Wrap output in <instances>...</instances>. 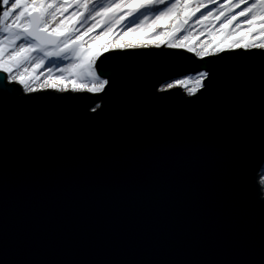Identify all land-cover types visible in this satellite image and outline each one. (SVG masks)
<instances>
[{"label":"water","instance_id":"1","mask_svg":"<svg viewBox=\"0 0 264 264\" xmlns=\"http://www.w3.org/2000/svg\"><path fill=\"white\" fill-rule=\"evenodd\" d=\"M101 60L102 94L0 82V264H264V51Z\"/></svg>","mask_w":264,"mask_h":264},{"label":"snow or ice","instance_id":"2","mask_svg":"<svg viewBox=\"0 0 264 264\" xmlns=\"http://www.w3.org/2000/svg\"><path fill=\"white\" fill-rule=\"evenodd\" d=\"M196 25L200 36L211 38L199 50L196 38L185 35V26ZM262 37L264 0H107V6L102 0H0V82L28 95L37 87L68 91L69 83L73 93L102 94L111 81L100 70L101 57L110 50L164 47L207 58L226 49L264 51ZM69 55L70 65L63 63ZM90 75L95 83L86 85L83 78ZM208 79L209 71H199L167 80L158 91L194 81L186 94L195 96Z\"/></svg>","mask_w":264,"mask_h":264},{"label":"rangeland","instance_id":"3","mask_svg":"<svg viewBox=\"0 0 264 264\" xmlns=\"http://www.w3.org/2000/svg\"><path fill=\"white\" fill-rule=\"evenodd\" d=\"M102 3L105 5V6H107V0H103L102 1ZM152 19V17L150 16L149 17V20H151ZM91 23V22H90ZM187 29H188V31H186L185 32V35H189L190 34V37H192V38H196L195 40H194V43H195V46H196V49L197 50H199V48H200V46L201 45H203V44H206V43H208L209 42V40L211 39L206 33H205V35H203V36H200L199 34H198V29H199V25H196L194 28H192V27H189V26H185ZM163 29H160V30H158V31H162ZM147 38V37H146ZM237 38H239V37H237ZM262 38H264V37H262ZM150 48H154V47H150ZM110 51H112V50H110ZM192 54H194L195 55V52H193ZM212 54H215V52H212L210 55H212ZM209 55V56H210ZM196 56V55H195ZM197 57V56H196ZM199 58H201V57H199ZM63 63H67V64H72V63H74V60L72 59V57L69 55V56H67V57H65V59H64V61H63ZM59 73H53V75H58ZM47 75H49L47 72H45L44 73V76H42L41 77V80H43ZM65 77H68L69 75H70V73L69 72H65L64 74H63ZM83 80H84V83L86 84V85H91V84H93V83H95V77H94V75H90V76H87V77H85V78H83ZM67 82V81H66ZM63 86H60V87H58L56 90H52V91H56V92H64V91H61V88H62ZM181 87V90H182V86H180ZM68 88H69V90L68 91H70V92H72L71 91V84L69 83L68 84ZM38 90H49V89H47L46 87L45 88H41V87H37V91ZM186 95V94H185Z\"/></svg>","mask_w":264,"mask_h":264},{"label":"trees","instance_id":"4","mask_svg":"<svg viewBox=\"0 0 264 264\" xmlns=\"http://www.w3.org/2000/svg\"><path fill=\"white\" fill-rule=\"evenodd\" d=\"M103 1V0H102ZM216 54V53H215ZM212 55H214V54H212ZM196 73H198V72H196ZM193 74H195V73H193ZM192 86H194V81H187V83H186V85L185 86H182V92L184 93V94H186V90H187V88L188 87H192ZM160 87V86H159ZM159 89V88H158ZM94 95V94H93ZM187 95V94H186ZM261 170H264V165H263V167L261 168Z\"/></svg>","mask_w":264,"mask_h":264},{"label":"built area","instance_id":"5","mask_svg":"<svg viewBox=\"0 0 264 264\" xmlns=\"http://www.w3.org/2000/svg\"><path fill=\"white\" fill-rule=\"evenodd\" d=\"M92 95L94 94V93H91Z\"/></svg>","mask_w":264,"mask_h":264}]
</instances>
